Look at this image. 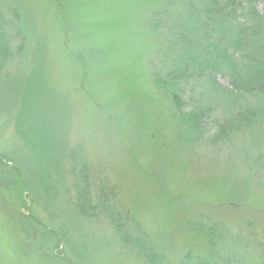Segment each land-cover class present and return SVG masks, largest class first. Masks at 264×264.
Masks as SVG:
<instances>
[{"label":"rangeland","instance_id":"1","mask_svg":"<svg viewBox=\"0 0 264 264\" xmlns=\"http://www.w3.org/2000/svg\"><path fill=\"white\" fill-rule=\"evenodd\" d=\"M167 6L0 0V29L11 32L0 58V264L146 263L103 207L79 210L81 163L115 214L127 205L172 261L202 250L197 227L217 220L256 234L264 251V95L250 127L226 135L222 111L246 103L208 91L193 104L214 110L193 130L182 116L190 90L177 107L156 81L176 37L159 15Z\"/></svg>","mask_w":264,"mask_h":264},{"label":"trees","instance_id":"2","mask_svg":"<svg viewBox=\"0 0 264 264\" xmlns=\"http://www.w3.org/2000/svg\"><path fill=\"white\" fill-rule=\"evenodd\" d=\"M257 1L168 0L170 6L159 13L172 18L170 21L174 22L175 28L170 29L175 30L176 37L168 56L170 69L162 77L158 75L156 81L169 86L177 107L185 102V87L191 92L187 100L192 104L204 101L208 91L210 95L221 92L223 99L237 96L246 104L232 112L222 111L225 121L218 127L221 133L227 132L226 135L242 133L250 127L251 120L257 116L255 102L264 95V14L258 9ZM3 20L0 17V21ZM20 28H16L14 36L17 38L23 34ZM8 34L11 32L0 29V58L3 60L10 57L11 36ZM218 77L224 79L227 86L220 84ZM202 107L200 112L195 105L193 111L182 112L183 119L191 121L193 130L201 122L200 117L208 116L214 110L208 108L211 105ZM79 172L81 179L77 192L81 213L93 214L103 207L111 219H116L118 230H129L125 239L146 259L144 264H264V251L257 245L256 234H246L244 227H233L230 222L219 220L197 227L205 239L202 250L191 248L180 259L172 261L155 238L141 231L139 225L133 227V223L137 225L138 222L127 205L121 206L127 212L124 217L120 212L116 215L107 202L111 200L109 196H99L94 191L86 163H81ZM257 246L260 253L254 251Z\"/></svg>","mask_w":264,"mask_h":264}]
</instances>
